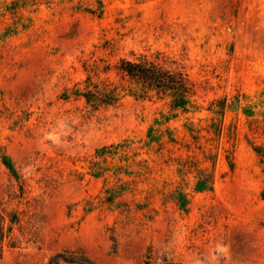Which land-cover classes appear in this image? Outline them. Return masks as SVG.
I'll list each match as a JSON object with an SVG mask.
<instances>
[{"label": "rangeland", "instance_id": "374dc122", "mask_svg": "<svg viewBox=\"0 0 264 264\" xmlns=\"http://www.w3.org/2000/svg\"><path fill=\"white\" fill-rule=\"evenodd\" d=\"M142 55L187 110L121 73ZM0 214V264H264V0H0Z\"/></svg>", "mask_w": 264, "mask_h": 264}, {"label": "trees", "instance_id": "16d2710c", "mask_svg": "<svg viewBox=\"0 0 264 264\" xmlns=\"http://www.w3.org/2000/svg\"><path fill=\"white\" fill-rule=\"evenodd\" d=\"M118 68L123 75L128 76L131 81L139 85L143 92H155L159 96H170L173 108L187 110L191 106L193 87L181 70L164 67L146 55H142L137 59H122ZM74 90L73 94L84 96L86 103L94 109L113 105L119 100V93L116 88L107 86L100 88L89 83L84 87V91H81L78 87ZM7 166L12 172H15L11 163L8 162ZM14 223L15 218H11L10 226L5 231L4 216L0 214V252L3 249L6 232L7 234L11 233L12 224ZM47 264H93V262L78 251L64 250L53 255Z\"/></svg>", "mask_w": 264, "mask_h": 264}]
</instances>
